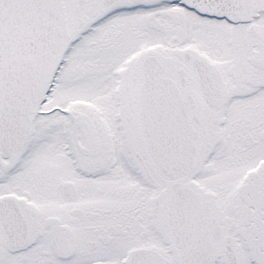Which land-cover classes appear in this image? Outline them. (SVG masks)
I'll return each mask as SVG.
<instances>
[{"label":"snow or ice","instance_id":"1","mask_svg":"<svg viewBox=\"0 0 264 264\" xmlns=\"http://www.w3.org/2000/svg\"><path fill=\"white\" fill-rule=\"evenodd\" d=\"M0 264H264V0H0Z\"/></svg>","mask_w":264,"mask_h":264}]
</instances>
